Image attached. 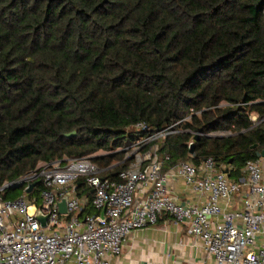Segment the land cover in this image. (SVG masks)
<instances>
[{
	"label": "trees",
	"instance_id": "obj_1",
	"mask_svg": "<svg viewBox=\"0 0 264 264\" xmlns=\"http://www.w3.org/2000/svg\"><path fill=\"white\" fill-rule=\"evenodd\" d=\"M137 122L166 129L164 168L212 156L244 175L264 149V0H0V186L117 150ZM123 158L93 160L117 179Z\"/></svg>",
	"mask_w": 264,
	"mask_h": 264
},
{
	"label": "built area",
	"instance_id": "obj_2",
	"mask_svg": "<svg viewBox=\"0 0 264 264\" xmlns=\"http://www.w3.org/2000/svg\"><path fill=\"white\" fill-rule=\"evenodd\" d=\"M132 128L146 133L115 150L129 159L116 171L117 179L103 175L117 163L100 166L95 152L40 161L0 186V264H111L131 231L160 217L183 225L216 264H264V157L247 160L244 175L236 178L212 156L198 163L179 160L165 169L169 157L159 153L156 141L166 129L149 131L144 122ZM170 177L181 178L204 200L181 202ZM15 188L25 196H2ZM34 190L38 197L29 198ZM63 199L66 213L59 211ZM88 202L93 212L86 211Z\"/></svg>",
	"mask_w": 264,
	"mask_h": 264
},
{
	"label": "crops",
	"instance_id": "obj_3",
	"mask_svg": "<svg viewBox=\"0 0 264 264\" xmlns=\"http://www.w3.org/2000/svg\"><path fill=\"white\" fill-rule=\"evenodd\" d=\"M168 184L181 202L198 204L204 200L181 178L170 177ZM110 263L216 264L214 258L206 254L200 240L188 235L183 225L175 224L166 217H160L154 225L131 231L122 244L120 254L112 257Z\"/></svg>",
	"mask_w": 264,
	"mask_h": 264
},
{
	"label": "rangeland",
	"instance_id": "obj_4",
	"mask_svg": "<svg viewBox=\"0 0 264 264\" xmlns=\"http://www.w3.org/2000/svg\"><path fill=\"white\" fill-rule=\"evenodd\" d=\"M251 116H255V115H252ZM212 135H215V136H226V135H229V132L227 131H222V132H215V133H212ZM105 152H110V154L108 155H114L116 154L117 152H115V150L113 151H103V150H100L96 153V156L98 157H103V155L101 154H105ZM112 164H116L115 163H112ZM20 196H25V193H24V190L22 188H15V189H11L9 192H7V195H6V199H14V198H17V197H20Z\"/></svg>",
	"mask_w": 264,
	"mask_h": 264
},
{
	"label": "water",
	"instance_id": "obj_5",
	"mask_svg": "<svg viewBox=\"0 0 264 264\" xmlns=\"http://www.w3.org/2000/svg\"><path fill=\"white\" fill-rule=\"evenodd\" d=\"M74 134H75V131H72L70 133H66L65 136L69 137V136L74 135ZM197 137H198V135L196 134L195 138H197ZM254 146L255 145H253V147ZM192 152H193V144L190 145V153H192ZM256 155H257V157H261V156L264 157V149L261 150V152H257ZM225 172H227V170H225ZM36 184H37V182H34V183L30 184L29 187L26 189V192H29L32 189V187L34 185H36ZM59 211H60V213H66V207H65V200L64 199L61 200L60 203H59ZM37 218L41 221V224L44 226L45 225V216H42L38 212L37 213Z\"/></svg>",
	"mask_w": 264,
	"mask_h": 264
}]
</instances>
